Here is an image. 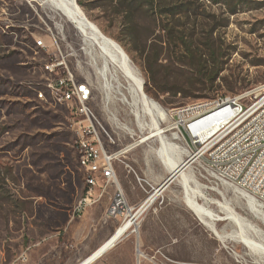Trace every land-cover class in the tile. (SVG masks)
<instances>
[{
  "label": "rangeland",
  "instance_id": "obj_1",
  "mask_svg": "<svg viewBox=\"0 0 264 264\" xmlns=\"http://www.w3.org/2000/svg\"><path fill=\"white\" fill-rule=\"evenodd\" d=\"M75 1L85 16L128 54L143 79L144 93L168 113L161 122L163 128L175 124L173 110L178 106L220 94H245L247 103L264 93V0L240 2L235 14L228 13L222 2L202 0L205 13L214 15L216 22L223 23L225 19L227 23L213 33L221 41L224 53L219 57L222 70L213 84L209 82L211 69L191 72L183 68L177 62L181 59L178 50L166 49V42L159 44L163 48L161 61L147 65L123 32L119 17L99 0ZM43 21L69 44L63 51L75 76L83 74L91 80L90 106L97 118L113 136L122 132L125 135L117 137L114 144L103 137L106 151H121L146 132L136 126L131 113L135 106L119 100L116 82L112 81L110 87L104 85L81 34L61 12L45 0H0V82L11 81L20 87L18 93L22 91L24 95L19 96L14 90L0 94V100L4 101L0 106V264H72L80 251L81 244L75 242L78 236L70 233L69 227L83 212L78 203L89 186L85 182L86 173L77 162L76 117L65 107L45 104L36 96L44 81V65L48 60L44 55L54 51ZM161 36L163 32L155 29L149 39ZM37 38L44 39L47 52L35 47ZM94 51L96 66L100 67L99 51ZM200 80L199 90L188 88L191 82ZM119 82V91L131 100L124 88L125 80L119 78ZM177 88L184 89L185 96L183 92L173 95ZM143 119L149 120L147 116ZM173 130L167 131L166 136L170 138ZM182 140L181 135L180 140L172 141L183 145ZM158 146V140L150 139L119 154L113 161L118 186L114 181L104 184L97 177L95 186L100 184L104 191L96 202L105 200L106 192L112 190L111 201L117 188L131 207L149 197L169 174L153 152ZM184 158L182 155L181 159ZM191 174L201 185L216 188V191L204 189L205 199L221 201L225 197L235 212L264 233V224L231 187L202 178L196 169ZM198 201L218 212L216 204L202 198ZM151 204L139 218L137 232H129L119 240L118 245L126 247L124 258L132 259L131 264H137V249L145 255L140 257V264H264V255L238 242L219 241L186 206L177 180ZM216 228L230 232L235 225L223 220L216 222ZM248 234L264 244L263 237L251 230ZM169 238L173 240L167 241ZM103 257L96 263L108 264Z\"/></svg>",
  "mask_w": 264,
  "mask_h": 264
},
{
  "label": "built area",
  "instance_id": "obj_2",
  "mask_svg": "<svg viewBox=\"0 0 264 264\" xmlns=\"http://www.w3.org/2000/svg\"><path fill=\"white\" fill-rule=\"evenodd\" d=\"M43 22L54 47V51L48 53V83L52 85L54 97H59L60 106L76 117L77 158H84L89 170V180H85L89 194L78 203L79 209L84 211L101 195L91 193V188L98 184L97 173L102 176L104 184L116 177L113 161L118 156L114 157L115 153L106 151L103 137L114 144L117 137L120 139L125 135L122 132L113 136L97 118L90 106L93 94L91 80L83 74L75 76L63 51V47L69 44L58 31L53 32ZM37 39L48 48L43 38ZM36 96L45 104L50 102L41 100V94ZM246 96L217 95L178 106L173 110L176 116L174 125L188 147L184 158L186 167L196 169L202 178L238 188L264 205V93L247 103L244 102ZM128 207L121 189L117 188L105 215L109 219L120 216L121 221L125 219ZM137 264H140L139 258Z\"/></svg>",
  "mask_w": 264,
  "mask_h": 264
},
{
  "label": "bare ground",
  "instance_id": "obj_3",
  "mask_svg": "<svg viewBox=\"0 0 264 264\" xmlns=\"http://www.w3.org/2000/svg\"><path fill=\"white\" fill-rule=\"evenodd\" d=\"M45 2L61 12L66 20L69 21L81 34L83 38L82 41H84V44L86 46L85 50H87V53L91 56L92 64L96 67V72L97 74H100L99 76H101L100 78L103 80L104 85L110 87L112 85V81L116 82L115 87L118 90V94L121 96L119 100L122 101V103L125 102L128 105L132 104L135 106H133L134 108L132 109L131 113L134 116L136 126L141 131L146 130V132L142 134L137 141L133 142L125 149L116 152L114 154V157L132 148V146H134L136 143H142L150 139L158 140L159 146L157 148H154L153 152L161 161L168 173H174V181L177 180L182 188L185 198V204L194 213L197 219L205 227H207L219 241L238 242L245 248L264 255V244L262 243L263 241L260 242L258 238H254L253 236L248 234V230H251L253 233H255V235L264 238V233H262L259 228H256V226L248 222L243 216L235 212L234 209L230 206L229 201L225 197L222 196L223 199L221 201H212L207 198L205 199L206 196H204L203 190L209 189L216 191V188L201 185L194 179L193 175L191 174V172L193 173L192 167L183 166L184 160L181 159V156L187 155L188 147L186 146V144L179 145L177 142L172 141L181 139L180 131L175 128L174 124H169L164 128L161 127V122L166 118L168 113H166V111L159 105L158 102L144 93L143 79L123 47L114 39L104 34L92 21H90L85 16L84 12L75 0H45ZM34 42L36 47L47 52V47L43 46L38 39H35ZM95 49L99 51L102 60L100 67L96 66L95 56L93 55ZM46 56V58H48V53ZM48 72L49 64L48 62H46V64L44 65V81L42 82V89L38 90L37 94H41V100H50V102H47L46 104L53 107H55L56 105L60 106L59 97H54V93L52 92V85L48 83ZM119 78L125 80L126 85L124 86V88L130 95L131 100H128L125 97L126 95L119 91L121 87ZM146 116L149 118L148 122H145L143 119ZM120 126L132 134V130H130L126 125L121 124ZM172 129H176V131L172 132L169 138L165 133ZM77 162L79 168L83 169L86 173L87 177L85 180H89V170H87V165H85V159L77 158ZM113 181L118 186L116 177L113 178ZM226 186L230 187L229 185ZM231 188L234 194L237 195V198H242L246 202V205L250 212L264 224V205L255 201L244 191L238 188ZM161 193L162 192L160 189H154L152 190L151 195L143 200L140 205L136 207L129 206L127 212L124 213L125 219L119 222L116 233L113 235V237H111L110 240L107 239L109 240V242H105L106 244L100 247V249H98L93 254V256L90 257V259L92 260L97 257L99 251L104 247H108L112 245V243L114 244L121 233H124L126 230L129 229V232L136 233L139 217L141 216L145 208L150 205L158 196H160ZM88 194L89 189L86 191V195ZM220 194L222 193L220 192ZM198 198L206 200L207 203L216 204L218 212L214 209L209 208L210 206L208 207L207 205H205V203H200L198 201ZM132 214L133 217L128 218V215L130 216ZM223 220L235 225V229L230 232L218 231L216 228V222ZM137 253L139 261L140 257H145L144 253L139 249H137ZM90 259L86 261H90ZM83 262L79 264H82Z\"/></svg>",
  "mask_w": 264,
  "mask_h": 264
},
{
  "label": "trees",
  "instance_id": "obj_4",
  "mask_svg": "<svg viewBox=\"0 0 264 264\" xmlns=\"http://www.w3.org/2000/svg\"><path fill=\"white\" fill-rule=\"evenodd\" d=\"M212 2H222L228 13L235 14L240 2L249 1L212 0ZM99 3L120 18L123 32L147 65L158 64L161 61L163 48L159 44L166 42V49L170 48L173 52L178 50L177 54L181 59H177V62H180L183 68L191 72L211 69L212 77L209 79L211 84L218 77L223 67L219 57L224 53L221 41L213 37V33L227 23L225 19L223 23L216 22L214 15L205 13L206 8L202 0H99ZM155 29L162 31L163 36L159 39H149ZM200 82L201 80L191 82L188 88L199 90ZM0 86L1 95L12 90L18 93L20 90L18 85L9 80L6 83L0 82ZM19 92V96H22V91ZM181 92L185 96L186 91L181 88L173 90V95ZM2 104L4 101L0 100V106Z\"/></svg>",
  "mask_w": 264,
  "mask_h": 264
},
{
  "label": "crops",
  "instance_id": "obj_5",
  "mask_svg": "<svg viewBox=\"0 0 264 264\" xmlns=\"http://www.w3.org/2000/svg\"><path fill=\"white\" fill-rule=\"evenodd\" d=\"M96 176L101 177V179H102V176L99 175L98 173ZM100 186H101L100 184L98 186H93L91 188V192L94 194H98V193L103 192L104 189L102 190V188ZM112 194H113L112 190L106 192L105 200H103L101 202L98 201V202L88 206L82 212V214L78 218H76V220L70 225L69 232L72 234H76L78 236V239L75 242L77 245L81 244L79 246L80 251L77 255V258L72 264H79L85 260L90 259V257L93 256V254L98 249H100V247L104 246L107 242H109L111 237H113V235L116 233V230L119 226L120 220H118L117 218L108 219V218H106V215H105V212H106V209L109 205L110 197ZM151 205L152 204L148 205L145 208V210L143 211V213ZM138 225H139V221H138L137 226ZM128 230H126L124 233H121V235L118 237V239L115 241V243L114 244L112 243V245L108 246L106 251L101 256H99L98 258L95 257L94 258L95 260L90 259L88 264H92V263L97 264L96 262H98V260H100V258L102 259L103 256H106V257H103L104 258L103 262L106 261V262H108V264H129L128 262H130V264H131L132 259H131V261H129L128 257L124 258L126 256L125 255V253H126L125 248L126 247L124 245H118L121 242L119 240L123 236H127L129 234ZM136 232H137V230H136ZM107 239H109V240H107ZM172 240H173L172 238H169L167 241H172ZM112 246H114V247H112ZM101 262L102 261H100V263Z\"/></svg>",
  "mask_w": 264,
  "mask_h": 264
},
{
  "label": "water",
  "instance_id": "obj_6",
  "mask_svg": "<svg viewBox=\"0 0 264 264\" xmlns=\"http://www.w3.org/2000/svg\"><path fill=\"white\" fill-rule=\"evenodd\" d=\"M183 166L184 167L187 166L186 162H183ZM174 179H175L174 173L168 174V176L156 187V190H159V189L161 191L165 190L174 181ZM132 217H133V214L130 216V218H132ZM106 249H107V247H104L103 249H101L99 251V253L97 254L96 258L101 256L106 251ZM88 263H89V261L85 260L82 264H88Z\"/></svg>",
  "mask_w": 264,
  "mask_h": 264
}]
</instances>
